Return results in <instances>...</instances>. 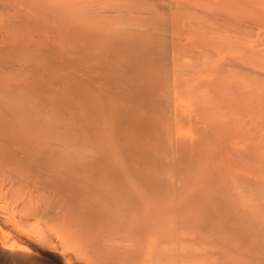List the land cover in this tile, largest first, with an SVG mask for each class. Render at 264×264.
Listing matches in <instances>:
<instances>
[{
	"label": "bare ground",
	"instance_id": "1",
	"mask_svg": "<svg viewBox=\"0 0 264 264\" xmlns=\"http://www.w3.org/2000/svg\"><path fill=\"white\" fill-rule=\"evenodd\" d=\"M228 188L264 196V0H0V264H176Z\"/></svg>",
	"mask_w": 264,
	"mask_h": 264
},
{
	"label": "rangeland",
	"instance_id": "2",
	"mask_svg": "<svg viewBox=\"0 0 264 264\" xmlns=\"http://www.w3.org/2000/svg\"><path fill=\"white\" fill-rule=\"evenodd\" d=\"M222 192L223 191H221V194H222ZM213 193V192H212ZM216 193V194H215ZM215 193H213L214 195V197H216L217 198V196L216 195H220L219 193L220 192H215ZM228 194V196H227V194ZM238 191L237 190H235V189H229L228 188V191H226L225 193H223L222 194V196H218V200H220V202L222 203H224V205H222V204H218V203H216L217 201V199H215V200H213V202L211 201L210 203H206V201H203L202 202V200H199L197 203V205L195 204L194 206L195 207H204V208H206V207H208V205H210V208H208V211L210 212V213H205V214H207V216L210 218L211 217V219H209V220H211L210 222H209V220H208V217H206V215L204 216V218H203V220H202V222H203V224L205 225L206 223V225L204 226H198L199 227V229L196 227L195 228V225H192L193 227H191V225L190 226H188V228L186 229V228H184V231L186 230V233H187V231H188V233H190L189 234V236L191 237H189L188 235H187V237L186 238H188L187 240L188 241H192V244H193V241H196L195 239H197V241H196V243L197 244H194V246L191 244V243H188V241L186 240V238L185 237H183L184 238V240H179V241H177L176 242V244L178 243V242H180V243H182V241H183V243L185 242V243H188L186 246H190V244H191V247H188V250H187V248L186 247H184V245L185 244H183V245H180L179 246V244L180 243H178V245H176V250H178V251H176V252H180L181 254H182V256H186V254L185 255H183V253H191L192 252V255H194V257L197 255V257H193V256H191V254L189 255L188 254V256L187 257H193L192 258V260H191V258H190V260H189V258H187L186 257V259H185V257L183 258L182 256H181V254L179 253V255H178V253H176L177 255H178V260H177V262H176V264L178 263V264H264V240H263V238H264V216H263V214L261 213V210H263L264 211V206H263V204H264V196L262 195V194H260L259 193V195L258 196H256V197H258L259 199H257V198H255V199H257V200H254V202L253 201H251L252 203H253V205H254V207H256L258 204L259 205H261V206H257L258 208H256V210L257 209H259L260 210V215H258V212L259 211H256L255 209H254V211H253V213L255 214V213H257V215L258 216H260V218L257 216L256 218L258 219V221H257V219H256V222H255V219H254V217L256 216H253L254 214H251V210H252V208H253V205L251 204V202H249V203H247V197L244 195V198H245V200H243L244 198L243 197H239L238 198ZM245 194H246V192H245ZM212 195V194H211ZM225 195H226V197H225ZM262 196V197H261ZM212 197V196H211ZM220 197V198H219ZM235 197V198H234ZM227 198L229 199V200H227ZM243 198V199H242ZM261 198V199H260ZM212 199H214V198H212ZM254 199V198H253ZM235 200V201H234ZM238 200V201H237ZM239 200H243L242 201V204H241V201L239 202ZM249 201H250V198L248 199ZM261 200V201H260ZM232 201V202H231ZM244 201H245V203H247L245 206H244ZM258 201V204L256 205V203L255 202H257ZM199 202H201V205H200V203ZM214 202L217 204V205H219V206H217L216 204H214ZM219 202V203H220ZM236 202V203H235ZM203 203V204H202ZM213 203V204H212ZM235 204H236V208L234 207L235 206ZM216 205V206H215ZM227 205V206H226ZM228 205H229V207H228ZM215 206V207H214ZM231 206V207H230ZM232 206H233V209H232ZM240 206V207H239ZM248 206V207H247ZM228 207V208H227ZM249 207H251V208H249ZM222 210L223 211V214H225V215H223V214H219V212H218V210ZM232 209V210H231ZM236 210V211H235ZM244 210V211H243ZM246 210H247V212H246ZM206 211H207V209H206ZM222 211H220V212H222ZM229 211V212H228ZM233 211V213L231 214V216L230 215H227V214H230L231 212ZM235 212V213H234ZM240 214H242L243 213V215H240ZM245 212V213H244ZM247 213V214H246ZM249 214V215H248ZM261 214H262V219H261ZM211 215V216H210ZM239 215H240V217H239ZM248 217H246V216ZM239 217V218H236V217ZM243 216V217H242ZM222 217V218H221ZM223 217H225V219L223 218ZM226 217H227V220L228 219H230V217H231V221L230 220H228V221H226ZM215 218H216V220H215ZM234 218V219H233ZM232 219H233V221L234 222H236L235 223V225H237L236 227H235V229L237 230L238 228H240V226H241V228H242V230H241V228H240V230L238 231H235V229L233 228L235 225L234 224H232L233 222H232ZM235 219H238V220H236L235 221ZM240 219H241V221H240ZM259 219H261V220H259ZM208 220V221H207ZM215 220V221H214ZM219 220V221H218ZM225 221L227 224L226 225H224L225 227L222 229L220 226H221V224L223 223V221ZM244 220V221H243ZM251 221V223H250V221ZM254 220V221H253ZM238 221V222H237ZM263 221V222H262ZM205 222V223H204ZM225 222H224V224H225ZM229 222H231L230 224H229ZM248 222V223H247ZM254 222V223H253ZM239 223H241V225L239 224ZM244 223V224H243ZM250 223V224H249ZM252 223L253 224H256V225H254V228H253V226H251L252 225ZM202 224V223H201ZM200 224V225H201ZM239 224V225H238ZM210 225V226H209ZM234 225V226H233ZM243 225V226H242ZM245 225V226H244ZM208 226L209 227H211V229H209L208 228ZM222 226H223V224H222ZM226 226H228L229 227V229L227 230V228H226ZM248 227V229H247V227ZM251 226V227H250ZM255 226H256V230H254L255 229ZM203 227H204V231H203ZM218 227V228H217ZM243 227H244V229H243ZM183 228V227H182ZM193 228V229H192ZM200 228H202L201 230H200ZM216 228V229H215ZM226 228V229H225ZM253 228V229H252ZM232 229H233V231H235V233H233V231H232ZM245 229H247V230H245ZM193 231L194 232V234H191V233H193V232H191V231ZM209 230H211V231H209ZM215 230H218L219 231V233L220 232H222V234H219L218 233V231H215ZM225 230H226V232H225ZM190 231V232H189ZM200 231H202L203 232V234L205 233L206 234V232H207V235H205V236H203V234H201V232ZM229 231V232H228ZM230 231H231V233H230ZM244 231V232H243ZM247 231H249V232H247ZM253 231H254V233H253ZM237 232V233H236ZM241 232H242V234H244V235H241ZM257 232V233H256ZM187 233V234H188ZM218 233V234H217ZM249 233V234H248ZM236 234V235H235ZM240 234V235H239ZM246 234H247V236H246ZM191 235H193V236H191ZM202 235V236H201ZM251 235H253V236H251ZM245 236V237H244ZM257 237L256 238V240L255 241H252L253 240V238L255 239V237ZM202 237V238H201ZM241 237H244V239L243 238H241ZM248 237H250V238H248ZM259 237V238H258ZM261 237H262V240H263V242H262V240H261ZM180 238H181V236H180ZM195 238V239H194ZM247 238V239H246ZM192 239V240H191ZM186 240V241H185ZM204 240V241H203ZM258 240H259V242H258ZM205 241H207V242H205ZM254 242V243H253ZM201 243V244H200ZM256 243V244H255ZM259 244V245H258ZM178 246V247H177ZM181 246H183V249L185 250H182V252H181ZM179 248V249H178ZM190 248V249H189ZM190 250V251H189ZM187 251V252H186ZM189 251V252H188ZM176 255V256H177ZM181 256V257H180ZM184 261V260H186V261H184V263L182 262V261H179V260H181V259ZM189 260V262H188V260Z\"/></svg>",
	"mask_w": 264,
	"mask_h": 264
}]
</instances>
